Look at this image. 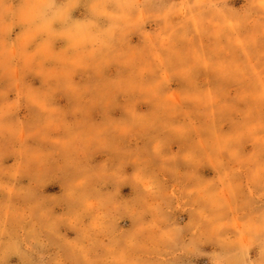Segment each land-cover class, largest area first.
<instances>
[{
    "label": "rangeland",
    "instance_id": "374dc122",
    "mask_svg": "<svg viewBox=\"0 0 264 264\" xmlns=\"http://www.w3.org/2000/svg\"><path fill=\"white\" fill-rule=\"evenodd\" d=\"M0 264H264V0H0Z\"/></svg>",
    "mask_w": 264,
    "mask_h": 264
}]
</instances>
